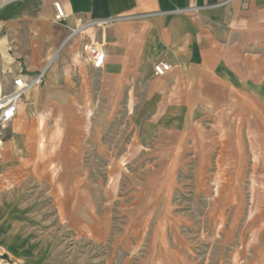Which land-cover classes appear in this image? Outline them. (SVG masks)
<instances>
[{
    "label": "crops",
    "instance_id": "crops-1",
    "mask_svg": "<svg viewBox=\"0 0 264 264\" xmlns=\"http://www.w3.org/2000/svg\"><path fill=\"white\" fill-rule=\"evenodd\" d=\"M2 1L0 96L12 89L19 71L33 75L46 70V78L18 106L0 155V178L6 180L10 173L21 181L24 162L29 165L40 156L41 134L60 139L62 149H75L71 135H79L81 143L87 130L80 119L93 116L97 103L105 100L111 117L126 103L128 116L138 125L130 146L152 157L155 168L143 200L146 209L158 211L162 194L175 184V167L187 163L189 151V160L197 166L217 165L218 156L211 154L231 151L222 164L238 166L245 174L250 163L249 191L264 198V0ZM54 2L64 9L62 24L54 22ZM191 8L200 10L195 15L173 14ZM103 19L116 21L67 39L82 23ZM90 43L103 46L101 68L84 63ZM158 62L172 67L162 77L153 75ZM79 199L86 203L84 190ZM252 207L248 212L255 221H245L240 230H254V236L240 239L232 251L236 264H264V205ZM102 225L89 224L88 229L105 237L109 228ZM157 229L144 262L187 263L182 242L162 234V218Z\"/></svg>",
    "mask_w": 264,
    "mask_h": 264
},
{
    "label": "rangeland",
    "instance_id": "rangeland-1",
    "mask_svg": "<svg viewBox=\"0 0 264 264\" xmlns=\"http://www.w3.org/2000/svg\"><path fill=\"white\" fill-rule=\"evenodd\" d=\"M45 78L46 72L40 87ZM96 109L80 119L87 129L82 142L71 135L75 149H62L60 139L41 134L40 156L23 163L21 181L10 173L0 178V264H148L144 256L161 218L162 234L183 244L188 262L181 264H236L232 251L240 239L254 236V230H240L255 221L249 208L264 205L249 191L250 163L243 174L222 164L229 150L211 154L218 156L217 165L199 166L186 152L187 163L175 167V184L167 182L160 208L156 198L158 211L148 210L143 200L155 166L150 152L130 146L138 136L135 119L125 102L113 117L105 100ZM239 176L247 179L232 180ZM83 190L86 203L79 199ZM89 224H103L109 232L98 238Z\"/></svg>",
    "mask_w": 264,
    "mask_h": 264
},
{
    "label": "built area",
    "instance_id": "built-area-1",
    "mask_svg": "<svg viewBox=\"0 0 264 264\" xmlns=\"http://www.w3.org/2000/svg\"><path fill=\"white\" fill-rule=\"evenodd\" d=\"M226 2L216 4V6H221ZM54 9V22L62 24L66 15L64 9L58 2L53 3ZM200 8L191 9H181L176 10L173 14L176 15H195L199 12ZM116 21V19H103V20H92L82 25L78 28L72 29L67 37L71 38L75 35H80L84 30L90 28H99L101 30L108 27L111 23ZM84 63L91 68H101L104 61V50L102 44L90 43L85 48L84 53ZM171 65L167 62H158L153 66V75L156 77H162L167 72L171 70ZM46 70L40 71L37 74L25 75L23 71H19L13 77L12 89L0 96V155L4 149L6 140V131L12 124L16 117L17 109L21 103L25 94L32 90L40 87L42 84L44 74Z\"/></svg>",
    "mask_w": 264,
    "mask_h": 264
},
{
    "label": "bare ground",
    "instance_id": "bare-ground-1",
    "mask_svg": "<svg viewBox=\"0 0 264 264\" xmlns=\"http://www.w3.org/2000/svg\"><path fill=\"white\" fill-rule=\"evenodd\" d=\"M2 46H3V45H2ZM1 50H2V51H5L2 47H1ZM3 56H4L5 61H7V63H10V62H11L10 57L8 56L7 53L3 54ZM43 71H44V70H43Z\"/></svg>",
    "mask_w": 264,
    "mask_h": 264
}]
</instances>
